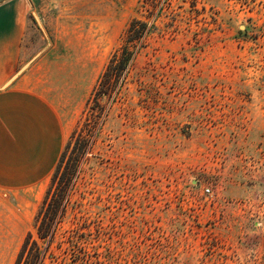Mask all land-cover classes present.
Returning a JSON list of instances; mask_svg holds the SVG:
<instances>
[{
  "label": "rangeland",
  "instance_id": "rangeland-1",
  "mask_svg": "<svg viewBox=\"0 0 264 264\" xmlns=\"http://www.w3.org/2000/svg\"><path fill=\"white\" fill-rule=\"evenodd\" d=\"M34 1L26 68L47 106L46 159L0 182V264L28 231L44 245L35 216L70 135L147 14L141 0ZM119 95L43 264H264V0H169Z\"/></svg>",
  "mask_w": 264,
  "mask_h": 264
},
{
  "label": "trees",
  "instance_id": "trees-1",
  "mask_svg": "<svg viewBox=\"0 0 264 264\" xmlns=\"http://www.w3.org/2000/svg\"><path fill=\"white\" fill-rule=\"evenodd\" d=\"M169 0H141L147 11L145 19L133 16L128 21L121 42L112 51L87 98L83 117L70 135L67 150L62 154L51 183L35 216V232L44 245L27 232L13 264H43L49 245L63 219L82 166L91 152L111 104L119 98L127 76L155 22Z\"/></svg>",
  "mask_w": 264,
  "mask_h": 264
},
{
  "label": "crops",
  "instance_id": "crops-1",
  "mask_svg": "<svg viewBox=\"0 0 264 264\" xmlns=\"http://www.w3.org/2000/svg\"><path fill=\"white\" fill-rule=\"evenodd\" d=\"M35 3L0 0V182L3 184L14 183L16 167L29 163L32 157L42 156L39 166H44L46 159L47 106L39 93V74L33 72V66L26 68L38 48L30 35ZM21 180L19 176L18 181Z\"/></svg>",
  "mask_w": 264,
  "mask_h": 264
},
{
  "label": "built area",
  "instance_id": "built-area-1",
  "mask_svg": "<svg viewBox=\"0 0 264 264\" xmlns=\"http://www.w3.org/2000/svg\"><path fill=\"white\" fill-rule=\"evenodd\" d=\"M208 189L206 188V191H207Z\"/></svg>",
  "mask_w": 264,
  "mask_h": 264
}]
</instances>
